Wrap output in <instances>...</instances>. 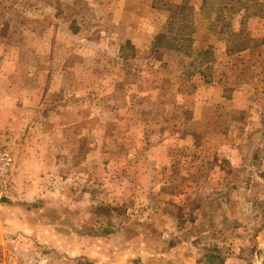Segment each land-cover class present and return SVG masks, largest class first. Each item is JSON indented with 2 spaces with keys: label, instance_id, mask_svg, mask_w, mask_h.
<instances>
[{
  "label": "rangeland",
  "instance_id": "374dc122",
  "mask_svg": "<svg viewBox=\"0 0 264 264\" xmlns=\"http://www.w3.org/2000/svg\"><path fill=\"white\" fill-rule=\"evenodd\" d=\"M0 264H264V0H0Z\"/></svg>",
  "mask_w": 264,
  "mask_h": 264
},
{
  "label": "built area",
  "instance_id": "2783aa9c",
  "mask_svg": "<svg viewBox=\"0 0 264 264\" xmlns=\"http://www.w3.org/2000/svg\"><path fill=\"white\" fill-rule=\"evenodd\" d=\"M13 164L11 154L7 149L0 148V180L10 171Z\"/></svg>",
  "mask_w": 264,
  "mask_h": 264
}]
</instances>
